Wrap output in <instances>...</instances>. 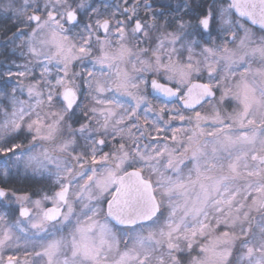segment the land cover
Wrapping results in <instances>:
<instances>
[{"label": "snow or ice", "instance_id": "obj_1", "mask_svg": "<svg viewBox=\"0 0 264 264\" xmlns=\"http://www.w3.org/2000/svg\"><path fill=\"white\" fill-rule=\"evenodd\" d=\"M0 264H264V0H0Z\"/></svg>", "mask_w": 264, "mask_h": 264}]
</instances>
